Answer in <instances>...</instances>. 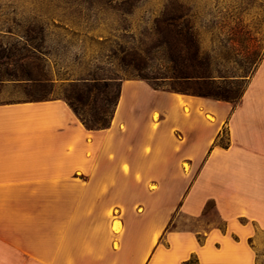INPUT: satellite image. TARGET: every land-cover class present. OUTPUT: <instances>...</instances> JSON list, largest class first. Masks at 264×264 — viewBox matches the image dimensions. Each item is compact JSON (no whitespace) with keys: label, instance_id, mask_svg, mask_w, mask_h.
<instances>
[{"label":"crops","instance_id":"1","mask_svg":"<svg viewBox=\"0 0 264 264\" xmlns=\"http://www.w3.org/2000/svg\"><path fill=\"white\" fill-rule=\"evenodd\" d=\"M257 231L264 56L235 103L124 78L103 128L60 96L0 101V264H255Z\"/></svg>","mask_w":264,"mask_h":264},{"label":"rangeland","instance_id":"2","mask_svg":"<svg viewBox=\"0 0 264 264\" xmlns=\"http://www.w3.org/2000/svg\"><path fill=\"white\" fill-rule=\"evenodd\" d=\"M263 53L264 0H0V101L60 96L92 126L124 78L235 103ZM26 71L48 79L25 83ZM203 220L226 226L213 201ZM249 244L264 264V231Z\"/></svg>","mask_w":264,"mask_h":264},{"label":"trees","instance_id":"3","mask_svg":"<svg viewBox=\"0 0 264 264\" xmlns=\"http://www.w3.org/2000/svg\"><path fill=\"white\" fill-rule=\"evenodd\" d=\"M60 26L63 27V28H65V26H63V25H60ZM192 42L195 43V41H193V40H192ZM35 49L37 50L36 47H35ZM263 56H264V53H263V55L260 57V59L258 60V62L255 64V67H254L253 71L251 72V74L248 75L249 78L252 76V74L254 73V71L256 70V68L258 67V65H259L260 61L262 60ZM24 76H25L26 79H28V80H31V81H38V82H39V81H43V80H47V79H48L47 77H45L44 74H41V73L33 74L31 71H26L25 74H24ZM184 77H187V76H184ZM94 81H95V80H94ZM151 85H152L153 87H155V88L163 89V88L158 87V86L155 85V84H152V83H151ZM245 88H246V87H245ZM245 88L243 89L242 93L240 94L239 98H238L236 101H238V100L241 98L243 92L245 91ZM172 90H174V91H179V90H177V89H172ZM179 92L191 93V92H188V91H179ZM192 94H196V95H200V96H208V94H211L212 97L215 98V99H221V100L231 101V100L228 99L227 95H225L224 93H222V92H220V91H208V92H206V91H203L202 89H199V90H197V91H195V92H192ZM118 95H119V94H118ZM236 101H235V102H236ZM67 102L69 103V105L71 106V108H73V110L78 114V116L81 118V120L83 121V123H84L88 128H103V127H106V126L109 125V123H110V119H111V116H112V114H113L114 109H113V111H112V113H111V116H110V118H109L108 120L104 121V122L101 123L100 125L92 126V125L88 122V120H87L85 117H83V116L79 113V111L77 110V108L74 106V104H73L71 101H67ZM231 102H234V101H231ZM115 104H116V103H115ZM114 108H115V106H114Z\"/></svg>","mask_w":264,"mask_h":264}]
</instances>
